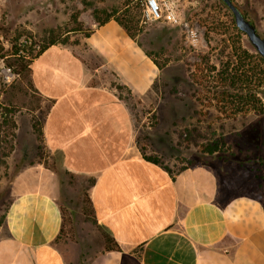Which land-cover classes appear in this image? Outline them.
Segmentation results:
<instances>
[{
    "label": "crops",
    "instance_id": "crops-1",
    "mask_svg": "<svg viewBox=\"0 0 264 264\" xmlns=\"http://www.w3.org/2000/svg\"><path fill=\"white\" fill-rule=\"evenodd\" d=\"M68 41L35 56L30 77L49 102L47 149L64 169L93 180V218L118 246L87 264H264L259 199L222 197L212 168L172 176L133 148L132 118L116 87L138 95L151 88L159 69L144 48L113 18ZM58 193L54 172L40 164L15 176L0 225V264H66L56 242Z\"/></svg>",
    "mask_w": 264,
    "mask_h": 264
},
{
    "label": "rangeland",
    "instance_id": "rangeland-1",
    "mask_svg": "<svg viewBox=\"0 0 264 264\" xmlns=\"http://www.w3.org/2000/svg\"><path fill=\"white\" fill-rule=\"evenodd\" d=\"M140 1L0 0V225L15 176L37 164L49 169L58 180V201L66 213L56 241L66 264H87L112 242L90 210V177L67 171L47 149L43 125L49 102L24 71L16 73L9 65L15 57L12 44L16 42L19 55L30 57V41L36 43L34 51L51 39L75 43L108 13L134 25V39L161 67L142 95L116 87L132 118L133 148L157 159L172 176L188 167L208 166L218 177L222 197L246 195L264 205V100L260 112L233 113L209 90L212 73L203 71L201 85L193 79L198 65L218 70L235 48L252 51L246 35L222 0H174L177 24L145 21ZM233 1L264 37V0ZM6 67L14 75H5Z\"/></svg>",
    "mask_w": 264,
    "mask_h": 264
},
{
    "label": "trees",
    "instance_id": "trees-1",
    "mask_svg": "<svg viewBox=\"0 0 264 264\" xmlns=\"http://www.w3.org/2000/svg\"><path fill=\"white\" fill-rule=\"evenodd\" d=\"M232 2L234 3L233 0ZM235 5L237 6V4ZM241 13L244 15V17H246V19L249 20L245 12L241 11ZM114 14L115 13H108L106 17H104L103 19H96V21L98 24H103L107 20L113 18L125 29V31L130 37L134 38L131 32L134 25L128 24L119 17H114ZM249 21L253 24L251 20ZM130 22L133 23V20H131ZM88 34L89 31L85 34V36H87ZM56 42L57 41L51 39L50 41L46 42L44 45H41V47L38 50L34 51L33 46L36 45V43L30 41L29 43V50L31 51L30 57H27L26 55H19L18 54L19 49L16 46V42H14L12 44V47L14 48L15 57L13 61L9 63V65L13 66V71L16 73H21L22 71H24L29 76L31 82L30 63L32 59L35 56H37L42 50H44L47 46L54 44ZM60 42L66 43L67 39H64ZM251 48L252 51L248 50L247 48H241L240 46L238 47V49L235 48L230 53L229 57H227L226 61H224V63L223 62L220 63V68L218 70H216L214 65H207L205 69H203L198 65L196 68V72L193 73L194 82L198 83L199 85H201L202 82H204L203 81L204 75H201L204 70H206V72L208 73H212L213 84L209 90L213 91L214 98H216V102L218 104L221 105L224 103V105H222L223 108L229 106L230 110H232L233 113L235 111L246 113L249 112L250 110L260 112L263 109L262 92L264 89V60L255 51L253 47ZM146 54L150 56L148 52H146ZM155 64L157 65L156 62ZM158 68L161 67L158 66ZM252 82L254 87L250 89L249 87ZM118 88H124V87L118 85ZM142 156L147 160H150L162 166L157 159L152 158L150 156H145L144 154H142ZM162 167L169 172L166 166H162ZM90 181L91 183L93 182L91 178ZM88 203L90 205V210H91V202L89 197H88ZM61 212H62V227H61V232H62L64 230V225L66 221V213L62 208H61ZM108 238L112 242V245L107 246L105 250L111 248L118 249L117 244L114 242V240L109 234H108Z\"/></svg>",
    "mask_w": 264,
    "mask_h": 264
},
{
    "label": "built area",
    "instance_id": "built-area-1",
    "mask_svg": "<svg viewBox=\"0 0 264 264\" xmlns=\"http://www.w3.org/2000/svg\"><path fill=\"white\" fill-rule=\"evenodd\" d=\"M140 6L142 18L145 21H165L170 24L180 23L174 0H141ZM3 73L5 75H14L10 67L4 68Z\"/></svg>",
    "mask_w": 264,
    "mask_h": 264
},
{
    "label": "water",
    "instance_id": "water-1",
    "mask_svg": "<svg viewBox=\"0 0 264 264\" xmlns=\"http://www.w3.org/2000/svg\"><path fill=\"white\" fill-rule=\"evenodd\" d=\"M222 1L230 9L236 27L246 35L249 43L264 60V37H262L257 32L255 25L252 24L248 19H246V17H244V15L241 13L238 7L232 2V0H222ZM262 97L264 100V89L262 92Z\"/></svg>",
    "mask_w": 264,
    "mask_h": 264
}]
</instances>
